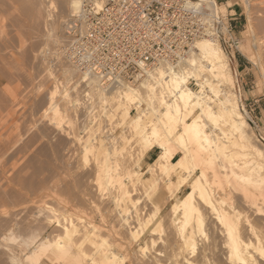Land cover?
Instances as JSON below:
<instances>
[{
  "label": "bare ground",
  "instance_id": "6f19581e",
  "mask_svg": "<svg viewBox=\"0 0 264 264\" xmlns=\"http://www.w3.org/2000/svg\"><path fill=\"white\" fill-rule=\"evenodd\" d=\"M3 1L5 2L1 3L0 0L2 34L6 23L2 21L5 20L3 16H9V19L13 20L12 23H16L9 13L16 4L22 6L21 17L37 18V26L40 29H45L47 22L51 20L52 15L43 9V0L42 3L41 0ZM200 1L206 10L209 23L206 35L195 38L186 51L177 54L174 61L159 63L148 71L145 79L135 83L103 86L95 76L81 72L68 60L62 45L60 56H54H57V60L63 58L74 68H64L65 86L56 79L53 81V75L49 77L51 74L43 78V82L50 78L48 80L52 85L47 95V104L55 115H59L57 99L62 95L71 97L66 86H69L73 93L83 94L84 101L81 103L75 98L67 100L73 110L84 106L82 117H85L86 125L83 130L89 138L86 136L84 141L77 138L76 140L72 135L68 136L64 142L68 145L67 149L71 146H81L90 140L91 126L96 118H117L118 126H124L123 133L109 143L111 151L102 152L108 159L101 161V165L97 167L100 172L97 173L95 191L98 197L102 198L106 189H111V203L118 212L116 215L119 218V227L130 232L132 243L140 241L151 220H141L140 212L133 210L135 203L132 204L130 200L133 191L128 187L131 185L136 188L138 184L156 182L158 177L164 176L168 197L173 200L169 223L174 232V249L171 255L173 260L165 264H264V136L259 133L254 135L250 131L248 119L246 120L242 113L244 105L241 94L238 93L237 97L232 91L234 78L228 58L220 46L221 39L226 43L232 41L230 53L233 56L235 50L239 51L240 41L231 36L230 26L228 27L218 15L217 3L213 0ZM243 2L249 8V0ZM51 4L52 2H49L46 8L50 9ZM20 5L18 7H21ZM66 7L69 18L64 22L63 35L65 24L73 14L80 11V0L70 1ZM215 24L219 26L214 27ZM16 54L19 55L13 51V47L6 51L0 50V150L2 153L11 150L12 154L16 151L14 144L23 135L24 114L16 108L31 103L30 97L23 89L19 90L17 95L7 81L6 71L11 64L9 60ZM189 80L195 82L196 89L187 87ZM43 86L45 85L38 89L39 95L43 93ZM81 87L89 90H79ZM221 95L223 99L220 98ZM213 105L218 106V112L212 109ZM94 108L96 111H93ZM132 110L135 112L134 116L131 115ZM42 117L43 112L40 111L39 119ZM129 144L137 147L136 155L131 152V155H126V146ZM174 144L175 149L172 148ZM231 148L236 149L235 153L230 151ZM153 149H157L159 153L144 171L149 178L140 179L139 172L134 171L131 166H137L144 154ZM178 155L181 157L175 159ZM94 157V162L98 163L99 157ZM176 172L182 173L183 177L176 183L171 182L170 175ZM219 175L228 179L230 177L231 180L221 187ZM181 185H188L189 190L183 196L177 197ZM129 212V218L124 219ZM54 221L57 222V218ZM63 222L65 225L62 226V232L67 236L76 232L80 218L63 217ZM57 225L60 226L61 223ZM156 230H152V236ZM56 238L49 242L48 246L67 253L66 245L62 242L64 238ZM48 246L41 248L45 247L47 250ZM154 246L153 239H150L149 243L139 245L138 258L149 261L150 249ZM43 254L39 253L34 257V264L39 263ZM156 256L165 255L158 252ZM106 262L124 264L123 259L118 260L116 257L108 258ZM154 262L161 264L162 260Z\"/></svg>",
  "mask_w": 264,
  "mask_h": 264
},
{
  "label": "rangeland",
  "instance_id": "374dc122",
  "mask_svg": "<svg viewBox=\"0 0 264 264\" xmlns=\"http://www.w3.org/2000/svg\"><path fill=\"white\" fill-rule=\"evenodd\" d=\"M70 1L72 0H43L42 3L41 0L43 9L52 15L45 29L37 26L35 16L21 17L20 4L21 7L16 4L15 8H12L13 12L12 9L9 12L12 19L15 18V24L9 16L5 15L3 16L5 20L2 19L3 23L4 21L6 23L3 34L0 33V50L6 51L13 47V51L21 56L16 54L12 58L14 60H9L12 65L9 64L10 68L8 67L6 71L7 81L17 95L18 91L23 89L30 97L31 103L25 107L16 105V109H20L24 115L23 120L21 119L23 135L19 142L14 144L15 153L12 154L9 150L8 155L9 152L2 153L0 150V264H34V257L43 252L45 254L37 264H109L106 261L111 257L123 259L124 264H156L154 261L157 260H162L161 264L171 263L174 232L169 220L173 200L168 197L164 182L166 177H158L159 180L156 182L138 184L136 188H132L131 185L128 187L133 191L130 198L131 203H135L133 210L140 212L141 220L144 218L151 220L140 241L132 243L130 232L119 227V218L116 215L118 212L111 203L113 196L111 189L107 188L102 198H99L95 191L97 173L100 172V168L97 167L101 165V161L108 159L102 152L111 151L110 142L123 133L124 126H118L117 118L114 120L96 118L91 126L90 140L82 144L84 147L76 145L67 149L68 145L66 146L64 142L68 136L72 135L75 139L82 140L88 137L83 130L86 125L85 117H82L84 106L74 110L69 106L71 98L77 99L79 103L83 102V94L73 93L69 86H66L71 97L62 95L57 99L59 115H55L47 104V95L52 85L50 78L45 81L46 83L42 81L43 78L51 74L49 77L53 75V81L56 79L64 85V68L72 66L63 58L57 60L65 42L63 25L69 18L66 6ZM215 1L218 15L224 19L228 27L230 26L231 36L240 41L239 51L235 50L233 56L230 53V44L222 39L220 42L234 78L232 91L236 96L238 93L241 94L244 105L242 113L246 120L248 119L250 131L254 135L259 133L264 136V0H249V8L243 0H237L239 3L236 2L231 7L226 6L229 0ZM3 2L5 1L2 0L1 3ZM49 2H52V7L47 9ZM65 64L67 66H64ZM79 74L78 71L77 75ZM188 83L187 87L196 89L193 80H189ZM43 84L45 85L43 93L39 95L38 89ZM137 85L138 83L134 87ZM81 88L79 90L85 92L89 90ZM220 98L223 99V96ZM212 107L214 111H219L218 106ZM40 111L43 112L41 119ZM93 111H96L95 108ZM134 114L132 110L131 115ZM126 148V155H136L138 149L135 145L129 144ZM172 148L175 149L176 145H172ZM230 151L235 153L236 149L231 148ZM94 155L99 157L98 163L94 162ZM180 157L181 155H178L175 159ZM147 166H143L141 159L137 166L132 164L131 168L139 172L140 179H147L149 175L144 174ZM177 172L170 175L171 182L176 183L183 177L182 173ZM218 180L222 184L221 187H224L231 178L219 175ZM188 190V185H181L176 196L181 197ZM68 216L80 218V222L78 224L75 222L77 224L75 233L65 236L62 232V226L65 225L63 217ZM129 216L130 212L126 213L124 219H128ZM55 218L57 222L54 221ZM58 223L61 225L58 226ZM154 229L157 230L152 236L151 232ZM60 236L64 238L62 242L66 245L67 253L48 246L49 242ZM150 239L155 241V246L150 249V260L142 261L137 256L138 246L149 243ZM42 246L49 248L46 250L43 247L45 250L41 251ZM158 252L165 256H156Z\"/></svg>",
  "mask_w": 264,
  "mask_h": 264
},
{
  "label": "built area",
  "instance_id": "2783aa9c",
  "mask_svg": "<svg viewBox=\"0 0 264 264\" xmlns=\"http://www.w3.org/2000/svg\"><path fill=\"white\" fill-rule=\"evenodd\" d=\"M80 3V11L65 24L63 50L81 72L107 87L145 79L154 66L174 61L209 28L200 0Z\"/></svg>",
  "mask_w": 264,
  "mask_h": 264
},
{
  "label": "crops",
  "instance_id": "0c3cea01",
  "mask_svg": "<svg viewBox=\"0 0 264 264\" xmlns=\"http://www.w3.org/2000/svg\"><path fill=\"white\" fill-rule=\"evenodd\" d=\"M213 1H215V0H213ZM215 2H216V1H215ZM226 2H227V1H226ZM236 2H238V1H237V0H229V2L226 3V6H227V7H231V6H232L233 4H235ZM238 3H239V2H238ZM222 8H223V7H222ZM223 12H224V9H223ZM237 62H238L237 65H239V61H237ZM158 153H159V151H158L157 149H153L152 151H150V152L144 154V156H143V158H142V164H143V166L152 163V162L156 159Z\"/></svg>",
  "mask_w": 264,
  "mask_h": 264
}]
</instances>
